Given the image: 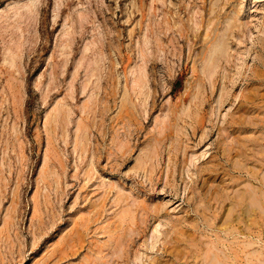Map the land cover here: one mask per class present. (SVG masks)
<instances>
[{
  "label": "rangeland",
  "instance_id": "1",
  "mask_svg": "<svg viewBox=\"0 0 264 264\" xmlns=\"http://www.w3.org/2000/svg\"><path fill=\"white\" fill-rule=\"evenodd\" d=\"M0 264H264V0H0Z\"/></svg>",
  "mask_w": 264,
  "mask_h": 264
},
{
  "label": "bare ground",
  "instance_id": "2",
  "mask_svg": "<svg viewBox=\"0 0 264 264\" xmlns=\"http://www.w3.org/2000/svg\"><path fill=\"white\" fill-rule=\"evenodd\" d=\"M227 24V23H226ZM228 27V26H227ZM219 43H221V42H219ZM219 46V45H218ZM220 47V46H219ZM216 48V47H215ZM219 49V48H218ZM217 51V50H216Z\"/></svg>",
  "mask_w": 264,
  "mask_h": 264
}]
</instances>
